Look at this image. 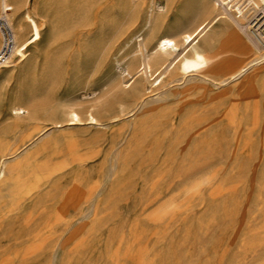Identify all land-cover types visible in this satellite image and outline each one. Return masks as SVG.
<instances>
[{
  "label": "rangeland",
  "instance_id": "1",
  "mask_svg": "<svg viewBox=\"0 0 264 264\" xmlns=\"http://www.w3.org/2000/svg\"><path fill=\"white\" fill-rule=\"evenodd\" d=\"M7 2L26 35L0 71V264H264V62L231 78L264 12L214 24L206 69L125 88L138 42L195 26L201 0L160 25L165 0Z\"/></svg>",
  "mask_w": 264,
  "mask_h": 264
},
{
  "label": "bare ground",
  "instance_id": "2",
  "mask_svg": "<svg viewBox=\"0 0 264 264\" xmlns=\"http://www.w3.org/2000/svg\"><path fill=\"white\" fill-rule=\"evenodd\" d=\"M92 1L95 0H83V2L85 3H90ZM240 1L241 0H201L198 13L201 15L200 18L202 19L200 21L197 20L199 21L198 24L195 20V26L189 28H181L176 23H173L172 31L174 32V35L159 36L153 41L152 44H148L144 39H141L140 42H138L140 48V50H138L140 52L139 56L133 58L129 63L127 70L123 71L124 77L128 78L127 82H129V84L125 85V88H130L135 82L145 81L149 76H152V74L156 72H159V77H162L165 73L174 69L180 71L184 75H189L203 70L206 66L213 62V59L215 57L210 58L205 52H201L200 43H202L201 40L208 34L214 24L222 21L230 27L232 23L240 25L239 20L241 17H245V12L248 10H245V8L248 7L251 9H255L256 12H258V10H262V12H264V0H249L246 5L245 3L241 5ZM165 3V6H162L161 4H156L157 7L155 6L156 9L152 17H154V22L157 25L163 24L165 22V19L176 9V0H165ZM0 6L2 10L0 18L2 17L3 13L6 14L7 18L10 21V24L12 25L16 42L12 60L5 68H3L6 69L9 65L12 64L14 58L18 57L19 52L22 48V37L23 35H26V29L22 24L18 28H16L15 32L13 24L11 23V20L9 18V14L12 12V9L9 7L7 0H1ZM192 12H194L193 9ZM182 13H184V11ZM252 23L253 22L246 24V26L240 25V27L246 28V30L249 28L251 35L255 36L254 40L250 36V34L247 33L256 49H258L257 52L259 53V56L248 63L246 66L242 67L238 75L237 72L232 75L231 78H237L241 74L247 72L249 68L258 66L259 64L264 62V54H262L264 52V34L261 31L259 33L256 32L252 27ZM148 39H150V37ZM1 46L2 34L0 31V49ZM212 48L213 45L211 42L205 45V49ZM3 69H0V71ZM25 113L28 114L25 109L18 107L14 109L13 114L19 117L20 115H23ZM93 114H91V119L97 121ZM71 117L73 118V120L81 121V117L76 111L71 112ZM11 157L12 154L9 153L3 155L0 165V178L5 175V170L7 167L6 161L11 159ZM29 259H33V256L27 258L24 257L22 262L25 264Z\"/></svg>",
  "mask_w": 264,
  "mask_h": 264
},
{
  "label": "built area",
  "instance_id": "3",
  "mask_svg": "<svg viewBox=\"0 0 264 264\" xmlns=\"http://www.w3.org/2000/svg\"><path fill=\"white\" fill-rule=\"evenodd\" d=\"M0 31L2 34V46L0 49V69H3L12 60L16 47L14 31L5 13H3L2 17L0 18Z\"/></svg>",
  "mask_w": 264,
  "mask_h": 264
}]
</instances>
